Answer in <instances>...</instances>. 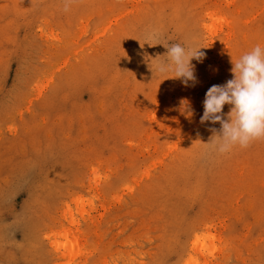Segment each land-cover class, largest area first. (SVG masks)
Wrapping results in <instances>:
<instances>
[{"label": "rangeland", "instance_id": "rangeland-1", "mask_svg": "<svg viewBox=\"0 0 264 264\" xmlns=\"http://www.w3.org/2000/svg\"><path fill=\"white\" fill-rule=\"evenodd\" d=\"M64 3L0 0V264H264V140L200 123L264 0ZM175 43L194 85L156 71Z\"/></svg>", "mask_w": 264, "mask_h": 264}, {"label": "clouds", "instance_id": "clouds-1", "mask_svg": "<svg viewBox=\"0 0 264 264\" xmlns=\"http://www.w3.org/2000/svg\"><path fill=\"white\" fill-rule=\"evenodd\" d=\"M70 4L71 0H65V12ZM165 48L167 60L157 64L156 71L160 74L172 72L173 78L181 79L185 86H189L190 81L194 85L196 76L191 61L202 62L206 54L200 49L205 47L186 48L175 43ZM230 71L232 79L223 85H212L207 90L200 118L201 124L221 125L219 130L210 129L213 135L208 143H204L220 154L230 153L237 147L245 149L255 141L264 140V47L257 44L232 60ZM226 104L232 106L227 119L222 114ZM185 105L187 108L186 102ZM187 115H192L190 109Z\"/></svg>", "mask_w": 264, "mask_h": 264}, {"label": "bare ground", "instance_id": "bare-ground-1", "mask_svg": "<svg viewBox=\"0 0 264 264\" xmlns=\"http://www.w3.org/2000/svg\"><path fill=\"white\" fill-rule=\"evenodd\" d=\"M213 16H215V15H213ZM214 18V17H213Z\"/></svg>", "mask_w": 264, "mask_h": 264}]
</instances>
